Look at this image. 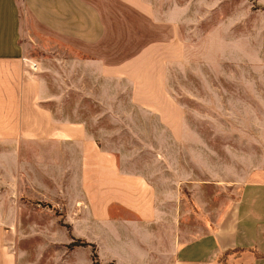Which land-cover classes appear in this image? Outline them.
Wrapping results in <instances>:
<instances>
[{
  "label": "crops",
  "instance_id": "1",
  "mask_svg": "<svg viewBox=\"0 0 264 264\" xmlns=\"http://www.w3.org/2000/svg\"><path fill=\"white\" fill-rule=\"evenodd\" d=\"M165 2L0 0V167H13L19 195L8 198L18 204L12 215L0 210V264H93V250L100 264H224L220 257L229 250L228 264H264V135L258 150H240L236 166L222 167L220 180L209 166L124 167L127 161L101 145L87 121L57 117L39 66L31 69L27 37L35 42L40 32L76 43L84 60L111 78L155 76L166 58L161 49L175 42L183 18ZM195 13L197 19L196 6ZM135 21H152L171 36L143 42ZM145 92L146 99L131 102L178 129L173 137L180 143L193 139L194 132L183 131L181 102L170 100L164 83ZM219 185L235 196L214 206L206 191ZM23 189L49 211L64 201L72 233L62 231L59 240L52 226L24 228L27 213L32 221L45 209L26 204ZM41 233L49 243L37 240ZM73 237L87 244L69 247Z\"/></svg>",
  "mask_w": 264,
  "mask_h": 264
},
{
  "label": "rangeland",
  "instance_id": "2",
  "mask_svg": "<svg viewBox=\"0 0 264 264\" xmlns=\"http://www.w3.org/2000/svg\"><path fill=\"white\" fill-rule=\"evenodd\" d=\"M165 1V10H179L183 18L176 28L175 42L161 49L166 58L155 76L111 78L85 61L86 54L76 43L40 32L34 35L35 42L27 37V54L39 66V76L50 96L46 104L57 117L87 121L88 130L100 144L127 161L124 167L209 166L215 167V179L220 180L222 167L236 166L240 150L246 154L258 150L254 145L264 135V6L258 0ZM135 27L143 42L162 34L167 40L171 36L168 28H155L152 21H135ZM117 48V55H122L124 47ZM162 83L170 100L181 102L187 118L183 131L194 132L193 139L180 143L173 137L174 131L179 135L178 129L169 130L157 122L155 113L131 102L146 99L145 91ZM149 94L161 100L157 93ZM24 191L28 194L22 195L26 204L45 209L32 221L27 213L22 219L24 228L30 223L34 227L52 226L59 240L62 231L72 233L64 201L60 199L49 211L29 189ZM206 195L217 206L233 198L235 192L219 185L208 188ZM1 196H6L7 202L1 204L0 200V210L12 215L18 204L8 198L19 196L13 185V167H0ZM6 223L13 228L12 219ZM49 239L51 236L42 233L37 237L40 243H49ZM82 242L73 237L68 246Z\"/></svg>",
  "mask_w": 264,
  "mask_h": 264
},
{
  "label": "trees",
  "instance_id": "3",
  "mask_svg": "<svg viewBox=\"0 0 264 264\" xmlns=\"http://www.w3.org/2000/svg\"><path fill=\"white\" fill-rule=\"evenodd\" d=\"M80 244L85 245V244H87V242H82ZM232 252H233L232 250H229L224 255H222L220 257L221 261H223L224 264H228V262H227V255L230 254V253H232ZM93 260H94L93 264H100L99 263V257L97 255V253L95 252V250H93Z\"/></svg>",
  "mask_w": 264,
  "mask_h": 264
},
{
  "label": "built area",
  "instance_id": "4",
  "mask_svg": "<svg viewBox=\"0 0 264 264\" xmlns=\"http://www.w3.org/2000/svg\"><path fill=\"white\" fill-rule=\"evenodd\" d=\"M36 67H37V63H34V62H33L32 65H31V69L35 70Z\"/></svg>",
  "mask_w": 264,
  "mask_h": 264
}]
</instances>
